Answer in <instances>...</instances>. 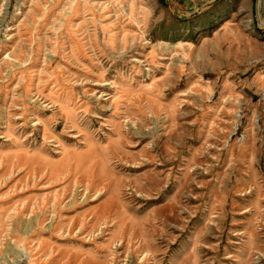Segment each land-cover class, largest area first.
<instances>
[{
    "label": "rangeland",
    "instance_id": "374dc122",
    "mask_svg": "<svg viewBox=\"0 0 264 264\" xmlns=\"http://www.w3.org/2000/svg\"><path fill=\"white\" fill-rule=\"evenodd\" d=\"M0 264H264V0H0Z\"/></svg>",
    "mask_w": 264,
    "mask_h": 264
}]
</instances>
